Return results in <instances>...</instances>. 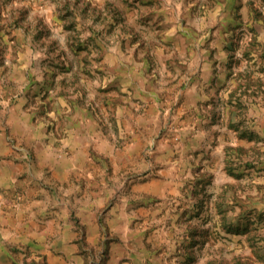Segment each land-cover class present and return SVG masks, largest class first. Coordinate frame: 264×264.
I'll return each mask as SVG.
<instances>
[{
	"label": "rangeland",
	"instance_id": "obj_1",
	"mask_svg": "<svg viewBox=\"0 0 264 264\" xmlns=\"http://www.w3.org/2000/svg\"><path fill=\"white\" fill-rule=\"evenodd\" d=\"M0 138V264H264V0H0Z\"/></svg>",
	"mask_w": 264,
	"mask_h": 264
},
{
	"label": "crops",
	"instance_id": "obj_2",
	"mask_svg": "<svg viewBox=\"0 0 264 264\" xmlns=\"http://www.w3.org/2000/svg\"><path fill=\"white\" fill-rule=\"evenodd\" d=\"M12 112H15L16 108H12ZM14 118V117H13ZM33 137V136H31ZM1 139V138H0ZM3 139V138H2ZM1 139V143L3 142ZM21 142V141H20ZM4 143V142H3ZM19 143V142H18ZM24 145H26L24 143ZM52 145V144H50ZM50 145H44L47 148V151H50V154L48 155L49 157L46 159H40V162L42 161L48 162L50 161V175L49 178H47V181L50 182V180H55V178L59 179H66L65 177H59V176H64L65 174L62 173H57L58 169L55 167V163L53 164V159H52V151L55 150L54 146ZM84 162H82V168L83 171L79 173L78 175L82 177L83 179V184L85 185L84 189V196L82 197V206L78 207V210L83 212V219L86 222V225L90 226H96L97 225V220L99 218L98 211H102L104 207L103 203V198L108 195H111V192H113L110 188L107 187L105 183L104 176L102 177L101 175L103 174L101 167H98V170L96 169V164L94 162L95 158H90L86 157L83 158ZM99 163H102V160L98 159ZM80 167V162L77 160L76 161ZM10 169H18V166L20 164H15L14 162L9 163ZM37 178V177H36ZM130 178V192L132 195H134V198L137 199L139 196V193L141 194H148L149 189L153 188L156 184L162 183V177H153L152 173L144 174L142 176H136V177H129ZM102 179V180H101ZM100 181V185L99 184ZM130 193V194H131ZM132 207V203L130 204ZM44 205H37L33 204L32 206H27L28 212L31 209V207H39L40 213L43 211L42 207ZM25 207V206H22ZM41 207V208H40ZM37 210V212H38ZM113 210V209H112ZM18 213L16 214V218H6V219H1L0 224L2 227H6V229H1L0 235L4 237H10V241L17 242L19 240V237H23L24 240H29L30 238H35V237H41L43 233H39L38 235V227L41 226H47V227H52V226H58V224L54 222H59V214L55 212L50 213L48 215V218H44L43 214L41 215L40 213H36V217H33L31 213H24L25 211L23 208H18ZM23 212V213H22ZM132 213V212H131ZM46 215V213H44ZM122 217V216H121ZM2 259V257L0 258ZM55 260L58 258H54ZM54 260V261H55ZM53 261V262H54ZM3 264H11L9 263H3Z\"/></svg>",
	"mask_w": 264,
	"mask_h": 264
}]
</instances>
